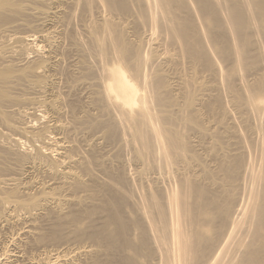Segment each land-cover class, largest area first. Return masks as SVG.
<instances>
[{"label": "bare ground", "instance_id": "bare-ground-1", "mask_svg": "<svg viewBox=\"0 0 264 264\" xmlns=\"http://www.w3.org/2000/svg\"><path fill=\"white\" fill-rule=\"evenodd\" d=\"M1 228L8 264H264V0H0Z\"/></svg>", "mask_w": 264, "mask_h": 264}, {"label": "rangeland", "instance_id": "rangeland-1", "mask_svg": "<svg viewBox=\"0 0 264 264\" xmlns=\"http://www.w3.org/2000/svg\"><path fill=\"white\" fill-rule=\"evenodd\" d=\"M26 30H27V29H26ZM26 30L24 29V30H22V31L27 32L28 34H30V33H31V34L34 33V32L29 31V30H27V31H26ZM28 31H29L30 33H29ZM37 42H38L39 44H41V43H40V40H39V37H38ZM67 42H68V41H66L67 46H65V42H64V46H65V47H68V46H69V42H68V43H67ZM41 45H42V44H41ZM66 58L68 59V57H66ZM69 60H70V62H71V59H70V58H69ZM67 61H68V60H66V62H67ZM66 62H65V58H64V59H63V63H66ZM68 63H69V61H68ZM68 63L63 64V65H64V66H65V65H67V66L71 65V63H69V65H68ZM60 78H61V77H60ZM62 80H63V81H62ZM62 80L60 79V81L63 83V82H64V78H63V76H62ZM1 229H2V228H1ZM1 229H0V249H1V247H3L4 244L6 243L5 245H7V246L10 245V246H8V248H9L10 250H13V247H14V246H12L11 243L9 244V240L11 239V235H10V231H11V230L6 231V229H5V230L2 229V230H4V231H2ZM1 231H2V232H1ZM5 234H7V235H5ZM8 234H9V235H8ZM11 234H12V232H11ZM9 237H10V238H9ZM20 244H21V243H20ZM23 245H24V244H21V245H20V246H21L20 248L23 247V248H25V250H26V245H24L25 247H24ZM23 248H22V249H23ZM0 251H1V250H0ZM26 251H27V250H26ZM26 251H25V253H24L25 256L22 258V260L24 259V261H25V259H26L27 257L30 256V255H29L30 253L27 254ZM23 252H24V251H23ZM32 253H33V252H32ZM28 255H29V256H28ZM24 261H23V262H24ZM0 262H2V263H0V264H8V263H6V262L4 263V259H1ZM24 263H25V262H24Z\"/></svg>", "mask_w": 264, "mask_h": 264}]
</instances>
